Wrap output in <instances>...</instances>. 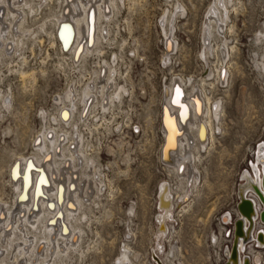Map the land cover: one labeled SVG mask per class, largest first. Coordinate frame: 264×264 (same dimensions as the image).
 Wrapping results in <instances>:
<instances>
[{"label": "rangeland", "instance_id": "obj_1", "mask_svg": "<svg viewBox=\"0 0 264 264\" xmlns=\"http://www.w3.org/2000/svg\"><path fill=\"white\" fill-rule=\"evenodd\" d=\"M60 1L35 2L37 12L24 24L32 38L14 56L0 57V91L10 100L9 108L0 101V202L13 206L11 170L38 155L37 139L56 133L71 142L69 147L78 137L79 149L94 160L98 178L89 175L90 201L78 213L80 246L55 257L52 264H117L124 247L133 264H155L153 256L164 264H224L232 247L233 222L222 219L227 214L237 219L238 187L244 173L252 174L257 146L263 145L264 0H225L220 33L208 20L215 0H116L119 8L106 23L103 53L88 55L84 64L70 50L62 53L58 41L53 46L48 35L64 10ZM171 16L170 42L177 46L169 52L162 29L170 33ZM114 56L122 76L116 85L128 94L104 115L99 104L81 118L84 108L79 105L73 121L59 122L69 89L78 95L101 74L103 61L112 63ZM20 71L30 75L22 78ZM219 71L225 76L220 81ZM173 79L191 81L187 92L202 87L219 103L221 115L213 117L214 137L193 150L199 177L182 201L185 181L160 158L162 109ZM163 184L170 186L174 208L165 234L159 236ZM259 223L255 228L264 230ZM0 247V264L22 263L23 253H13L10 243L0 239ZM256 253L260 261L253 264H264V248L253 242L242 256L253 259Z\"/></svg>", "mask_w": 264, "mask_h": 264}, {"label": "bare ground", "instance_id": "obj_2", "mask_svg": "<svg viewBox=\"0 0 264 264\" xmlns=\"http://www.w3.org/2000/svg\"><path fill=\"white\" fill-rule=\"evenodd\" d=\"M226 1L215 0L216 3L211 7L208 16L209 22L215 24L219 33L221 27L225 25L224 14L222 15L220 8L225 9ZM35 2L39 3L37 6H41L46 0H0V57L14 56L19 49L23 50L24 41L32 38L31 31L24 24L28 21L30 13L32 15L37 12L33 5ZM61 3L64 10L59 13V19L53 22L54 33L48 34L52 39V45L55 46L58 41L62 53H68L70 50L74 60L81 58L82 64L90 54L102 55V45L108 36L106 23L114 9L119 8L116 0H64L59 4ZM174 20L171 16L167 22L170 33L167 29H162L166 38L165 51L168 49L169 52L177 46L176 42H170ZM9 35L10 38L7 37ZM22 62L26 63L25 59L22 58ZM117 66L118 60L115 56L112 63L103 61L100 66L101 74L84 87L78 94L79 97L76 91L70 88L66 101L62 102L64 108L61 110L62 117L59 122L66 124L68 119L69 122L73 121L79 105L84 108V114H80L81 118H84L86 112L92 114L99 104L103 115L115 107L123 94L127 93L125 87L116 85L118 76H121L118 75ZM20 74L22 78L30 75L21 71ZM216 75L218 81L225 77L221 71ZM205 78L201 81L204 82ZM190 82L173 79L166 90L167 105L165 103L162 109L163 143L160 158L171 168L172 173L185 181L186 189L179 196L180 201L187 199L189 191L199 177L194 167L193 150L199 146L200 149L205 147L206 142L214 137L213 117L219 118L220 115L219 103L213 102V99L202 91V87L201 89L192 87L191 91H186L185 88ZM177 98L179 102L174 103ZM0 101L9 108V97L1 91ZM37 140L38 155L32 160L24 158L21 163H15V169L11 170L12 174L15 172L13 181L16 199L13 206L9 207L0 202L1 242L10 243L13 253L20 251L23 253L21 264H52L55 257L67 254L69 249L73 250L80 246L78 213L83 202L90 201L86 195L89 175L96 180L98 178L93 165L94 160L79 149L78 137L69 147L68 143L71 142L56 133L53 136L43 134L41 140ZM82 174L86 178L84 181L81 180ZM252 175L253 178L249 172L244 173L243 183L238 187L239 202L236 211L239 218L233 222L232 247L226 251L227 258L224 264H251L250 256H242L246 246L251 242L258 249L264 248V231L257 230L256 238L253 236L256 221L264 223V145L258 146L256 164H252ZM171 192L170 186L161 185L158 200L160 213L157 216L159 236L165 234L166 221L171 218L174 208ZM250 194H253L261 207L258 213ZM222 220L229 223L230 214L225 215ZM156 248L162 251V244L157 243ZM3 253L0 247V260ZM254 256L260 257V254L256 253ZM153 260L155 264H164L157 256H153ZM257 261L258 259H255V262ZM117 264H133L126 247L122 249Z\"/></svg>", "mask_w": 264, "mask_h": 264}, {"label": "flooded vegetation", "instance_id": "obj_3", "mask_svg": "<svg viewBox=\"0 0 264 264\" xmlns=\"http://www.w3.org/2000/svg\"><path fill=\"white\" fill-rule=\"evenodd\" d=\"M175 94V93H174ZM258 170L260 171V167L258 166ZM250 176L253 178V175L250 173ZM262 176H261V174H260V178H261ZM250 198H252L253 200H254V202H255V204H256V211H257V213H258V211L261 209V207L257 204V199L253 196V194H250ZM236 213H237V211H235ZM237 216H238V213H237ZM237 218H239V216L237 217ZM231 222H234V221H232V217H231ZM232 225H233V223H232ZM261 227H258L257 229H256V231L254 232V238H256V232H257V230H263V229H260ZM264 231V230H263ZM249 250L253 253V248L251 247V246H249ZM255 259H258V261H260V257L259 256H253V259H251L253 262H255Z\"/></svg>", "mask_w": 264, "mask_h": 264}, {"label": "built area", "instance_id": "obj_4", "mask_svg": "<svg viewBox=\"0 0 264 264\" xmlns=\"http://www.w3.org/2000/svg\"><path fill=\"white\" fill-rule=\"evenodd\" d=\"M65 52H66V51H65ZM262 138H263V139H262L263 141H262L260 144H263V145H264V134H263ZM260 144H258V145H260ZM257 147H258V146H257ZM255 153H256V152H255ZM236 207H238V204L236 205ZM259 221H260V220H259ZM259 224L262 225V224H264V223H263V222L261 223V221H260ZM231 226H232V234H233V228H234V227H233L232 224H231ZM251 264H253V261H252V260H251Z\"/></svg>", "mask_w": 264, "mask_h": 264}, {"label": "snow or ice", "instance_id": "obj_5", "mask_svg": "<svg viewBox=\"0 0 264 264\" xmlns=\"http://www.w3.org/2000/svg\"><path fill=\"white\" fill-rule=\"evenodd\" d=\"M177 96H179V90H177ZM178 98L176 100H174V103H178Z\"/></svg>", "mask_w": 264, "mask_h": 264}, {"label": "water", "instance_id": "obj_6", "mask_svg": "<svg viewBox=\"0 0 264 264\" xmlns=\"http://www.w3.org/2000/svg\"><path fill=\"white\" fill-rule=\"evenodd\" d=\"M58 40L60 41V38H59V33H58ZM63 50H65L64 48H63ZM15 167H16V165L13 167V169L12 170H14L15 169ZM27 173V172H26ZM11 175H12V173H11ZM32 181V180H31Z\"/></svg>", "mask_w": 264, "mask_h": 264}]
</instances>
